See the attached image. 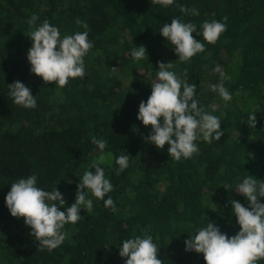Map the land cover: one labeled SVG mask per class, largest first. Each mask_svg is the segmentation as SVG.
I'll use <instances>...</instances> for the list:
<instances>
[{"label":"trees","instance_id":"obj_1","mask_svg":"<svg viewBox=\"0 0 264 264\" xmlns=\"http://www.w3.org/2000/svg\"><path fill=\"white\" fill-rule=\"evenodd\" d=\"M178 5L199 15L182 13ZM33 14L38 19L29 25ZM174 18L195 24L192 35L205 45L188 62H180L159 33ZM44 20L61 38L87 31L93 44L83 58L85 76L63 88L30 71L28 36ZM213 20L227 27L209 44L202 25ZM139 46L148 59L132 58ZM157 62L172 63L169 70L182 79L187 74L199 105L221 121V139H198L199 152L190 159L174 161L167 144L157 149L147 142L151 126L137 119L157 82ZM15 81L31 89L35 108L13 103L8 85ZM212 85H223L231 100ZM93 137L107 145L108 163L101 167L114 190L105 199L112 197L116 211L89 193L91 212L81 208V219L61 230L62 244L41 249L23 218L10 215L5 196L12 183L35 175L37 187L57 188L65 211L84 172H95L91 165L101 152ZM122 154L130 156L129 166L116 175ZM248 175L264 182V0H174L166 8L152 0H0V264H125L123 241L146 235L163 264H206L202 253L185 251L184 241L208 221L229 237L239 232L230 201L249 206L236 192Z\"/></svg>","mask_w":264,"mask_h":264},{"label":"clouds","instance_id":"obj_2","mask_svg":"<svg viewBox=\"0 0 264 264\" xmlns=\"http://www.w3.org/2000/svg\"><path fill=\"white\" fill-rule=\"evenodd\" d=\"M152 3L166 8L172 5L174 0H152ZM178 7L182 13L199 15L197 9H188L183 5ZM37 19L38 16L33 14L28 24L34 25ZM76 23L84 28L88 27L80 19H77ZM226 27L225 23L219 21H205L202 25L203 39L209 44H215L226 31ZM196 30L195 24L174 18L170 23H165L159 33L174 46L178 60L188 62L194 55L205 50V45L192 35ZM28 37L31 40V47L27 52L30 71L41 77L45 84L52 83L63 88L70 78L85 76L83 58L93 47L87 31L61 38L59 29L44 20ZM131 55L135 61L148 59L143 46L134 47ZM157 63V82L151 84V94L147 102L141 101L139 104L137 119L144 126H151L150 134L145 137L147 142L154 144L157 149H162L167 144L168 156L174 161L190 159L199 152L195 143L198 139L209 144L213 140L221 139L224 135L220 130L221 121L199 105L195 98L196 85L188 82L187 74L182 79L169 70L173 67L172 63ZM215 71H219V67ZM8 87V94L15 105L26 109L36 107V98L25 84L15 81ZM212 90L218 91L225 102L232 98L223 85H212ZM250 120L255 127V114L250 116ZM92 143L101 152L91 165L95 172L89 169L84 172L77 185L75 202L65 211L60 210L65 204L62 194L57 188L48 192L37 187L35 175L12 183L5 196V205L10 215L23 218L24 224L31 228L30 235L35 237L41 249L51 251L62 244L66 233L61 230L66 224H75L81 219V208L91 212L93 203L92 199L88 198L89 193L97 200H102L106 208L116 211L112 197L105 199V196L114 190L101 167L108 158L104 154L106 142L93 137ZM129 157L128 154H122L116 158L115 162L119 166L116 175L129 166ZM223 187L228 190L229 185ZM236 192L249 202V206L245 207L235 200L230 201L239 232L229 237L222 233L218 226L208 221L206 227L200 228L194 236L184 241L185 251L202 253L206 264H256L257 260L264 258V203H260L258 199L264 197V182L248 175L238 185ZM158 255L159 249L150 235L126 239L119 248V256L127 258L125 264H163Z\"/></svg>","mask_w":264,"mask_h":264},{"label":"rangeland","instance_id":"obj_3","mask_svg":"<svg viewBox=\"0 0 264 264\" xmlns=\"http://www.w3.org/2000/svg\"><path fill=\"white\" fill-rule=\"evenodd\" d=\"M220 71H221V68H219V71H217V72H220ZM106 163H108L107 160H106V162L104 164H106Z\"/></svg>","mask_w":264,"mask_h":264}]
</instances>
